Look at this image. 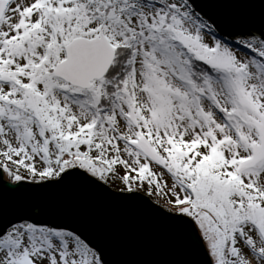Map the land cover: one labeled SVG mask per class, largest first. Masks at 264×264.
I'll list each match as a JSON object with an SVG mask.
<instances>
[{"label":"snow or ice","instance_id":"1","mask_svg":"<svg viewBox=\"0 0 264 264\" xmlns=\"http://www.w3.org/2000/svg\"><path fill=\"white\" fill-rule=\"evenodd\" d=\"M72 178L157 197L206 264H264V30L201 0H0V185ZM38 215L0 219V264H108Z\"/></svg>","mask_w":264,"mask_h":264},{"label":"water","instance_id":"2","mask_svg":"<svg viewBox=\"0 0 264 264\" xmlns=\"http://www.w3.org/2000/svg\"><path fill=\"white\" fill-rule=\"evenodd\" d=\"M228 32L264 30L260 0H201ZM143 194L87 185L78 179L43 185H0V219L38 213V220L68 225L98 245L108 264H206L207 257L176 229L173 217Z\"/></svg>","mask_w":264,"mask_h":264},{"label":"rangeland","instance_id":"3","mask_svg":"<svg viewBox=\"0 0 264 264\" xmlns=\"http://www.w3.org/2000/svg\"><path fill=\"white\" fill-rule=\"evenodd\" d=\"M6 178V177H5ZM122 187V185L119 183V181H117L116 183L112 184L111 185V188L114 189V190H117L119 191V189ZM145 194V193H143ZM146 195V194H145ZM150 197V196H149ZM153 201H156L158 198L155 197V196H151L150 197ZM160 204H163L164 202L162 200L159 201Z\"/></svg>","mask_w":264,"mask_h":264},{"label":"trees","instance_id":"4","mask_svg":"<svg viewBox=\"0 0 264 264\" xmlns=\"http://www.w3.org/2000/svg\"><path fill=\"white\" fill-rule=\"evenodd\" d=\"M5 179H7V178H5Z\"/></svg>","mask_w":264,"mask_h":264}]
</instances>
